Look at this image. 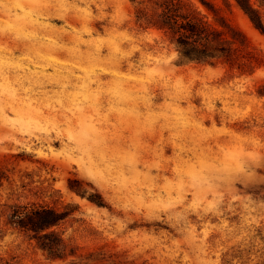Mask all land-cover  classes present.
<instances>
[{
  "label": "rangeland",
  "instance_id": "rangeland-1",
  "mask_svg": "<svg viewBox=\"0 0 264 264\" xmlns=\"http://www.w3.org/2000/svg\"><path fill=\"white\" fill-rule=\"evenodd\" d=\"M184 1L247 46L183 58L156 0H0V262L264 264V34ZM17 204L66 214L65 257Z\"/></svg>",
  "mask_w": 264,
  "mask_h": 264
},
{
  "label": "trees",
  "instance_id": "trees-1",
  "mask_svg": "<svg viewBox=\"0 0 264 264\" xmlns=\"http://www.w3.org/2000/svg\"><path fill=\"white\" fill-rule=\"evenodd\" d=\"M231 6H239L249 17L254 27L264 34V0H223ZM158 23L174 36L181 56L189 61L214 62L233 60L240 46H247L248 37L236 26L221 17L224 27L220 29L190 9L184 0H156ZM65 213L48 206L15 205L10 223L27 232H34L38 245L53 258L66 256L62 237L52 230L60 224ZM0 264H12L5 262Z\"/></svg>",
  "mask_w": 264,
  "mask_h": 264
}]
</instances>
